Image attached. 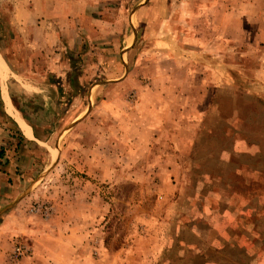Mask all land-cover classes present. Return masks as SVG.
<instances>
[{"label": "rangeland", "instance_id": "rangeland-1", "mask_svg": "<svg viewBox=\"0 0 264 264\" xmlns=\"http://www.w3.org/2000/svg\"><path fill=\"white\" fill-rule=\"evenodd\" d=\"M0 56L45 229L0 264H264V0H0Z\"/></svg>", "mask_w": 264, "mask_h": 264}, {"label": "crops", "instance_id": "crops-1", "mask_svg": "<svg viewBox=\"0 0 264 264\" xmlns=\"http://www.w3.org/2000/svg\"><path fill=\"white\" fill-rule=\"evenodd\" d=\"M1 64L5 70L6 66L0 56ZM4 94L10 105L8 109L4 102L6 111L14 118L15 121L12 124L17 126L19 134L7 127L4 122L5 119L2 123L0 122V150L5 155V153L7 154V149L8 153L14 157V159H11L9 156L3 165L0 164V236H28L34 240L37 236H42L45 230L40 231V228L34 226L33 223L36 221V217L29 212V205L31 204L29 203L31 202L29 195L34 190L36 184H34L33 180L29 179L27 172L33 171L34 165H36L34 157L36 149L34 147H37L34 142L38 144L37 135L32 126L25 122L15 111L7 93L4 92ZM18 118L26 125V128L29 130V136L19 127L16 121ZM98 214L100 212L96 211L93 218L97 219L101 216V214ZM85 216L86 211L81 212L78 215V219ZM76 218L72 217L71 220L74 221ZM83 228L69 222L62 233L64 239L58 238L61 240L59 241L61 243L66 241L67 243L64 247L69 246L67 249L74 257H78L79 259L81 258L82 247L86 246L84 244L86 232ZM1 254H3L2 247H0ZM31 260H35L34 257Z\"/></svg>", "mask_w": 264, "mask_h": 264}, {"label": "bare ground", "instance_id": "bare-ground-1", "mask_svg": "<svg viewBox=\"0 0 264 264\" xmlns=\"http://www.w3.org/2000/svg\"><path fill=\"white\" fill-rule=\"evenodd\" d=\"M0 70L4 73V66L1 64L0 65ZM4 100H5V103H6V105H7V108L9 109L10 108V105H9V102H8V100H7V97H6V95L4 94ZM10 112H12L11 110H9ZM16 121H17V123H18V125H19V127L22 129V131L26 134V135H28L29 136V130L26 128V125L21 121V119L20 118H18V119H16Z\"/></svg>", "mask_w": 264, "mask_h": 264}, {"label": "built area", "instance_id": "built-area-1", "mask_svg": "<svg viewBox=\"0 0 264 264\" xmlns=\"http://www.w3.org/2000/svg\"><path fill=\"white\" fill-rule=\"evenodd\" d=\"M4 156H3V158H4ZM25 253H28V251H27V249L24 248V246H17L14 248V250L11 254V258L12 259H18L19 257H22Z\"/></svg>", "mask_w": 264, "mask_h": 264}, {"label": "trees", "instance_id": "trees-1", "mask_svg": "<svg viewBox=\"0 0 264 264\" xmlns=\"http://www.w3.org/2000/svg\"><path fill=\"white\" fill-rule=\"evenodd\" d=\"M3 155V151L2 150H0V157Z\"/></svg>", "mask_w": 264, "mask_h": 264}]
</instances>
